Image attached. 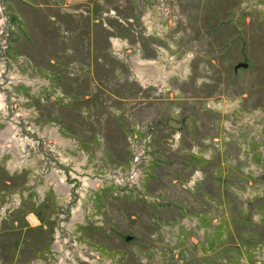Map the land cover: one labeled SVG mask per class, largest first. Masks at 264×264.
Listing matches in <instances>:
<instances>
[{
	"label": "rangeland",
	"instance_id": "rangeland-1",
	"mask_svg": "<svg viewBox=\"0 0 264 264\" xmlns=\"http://www.w3.org/2000/svg\"><path fill=\"white\" fill-rule=\"evenodd\" d=\"M0 264H264V0H0Z\"/></svg>",
	"mask_w": 264,
	"mask_h": 264
},
{
	"label": "water",
	"instance_id": "water-1",
	"mask_svg": "<svg viewBox=\"0 0 264 264\" xmlns=\"http://www.w3.org/2000/svg\"><path fill=\"white\" fill-rule=\"evenodd\" d=\"M237 65L238 66H246L247 64L241 62V63H238ZM168 125L171 126V127H174V128H181L182 122L181 121H177L175 119H168ZM125 238L129 239L130 237L126 236Z\"/></svg>",
	"mask_w": 264,
	"mask_h": 264
},
{
	"label": "crops",
	"instance_id": "crops-1",
	"mask_svg": "<svg viewBox=\"0 0 264 264\" xmlns=\"http://www.w3.org/2000/svg\"><path fill=\"white\" fill-rule=\"evenodd\" d=\"M80 1V0H79Z\"/></svg>",
	"mask_w": 264,
	"mask_h": 264
}]
</instances>
